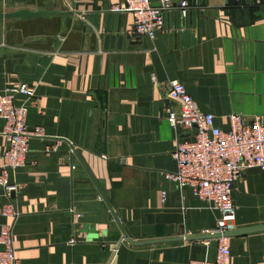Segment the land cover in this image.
Returning <instances> with one entry per match:
<instances>
[{
  "label": "crops",
  "instance_id": "1",
  "mask_svg": "<svg viewBox=\"0 0 264 264\" xmlns=\"http://www.w3.org/2000/svg\"><path fill=\"white\" fill-rule=\"evenodd\" d=\"M122 1L0 0L1 11H59L0 22V89L36 86L27 125L44 132L31 138L27 164L10 172L18 184L11 197L22 264H188L216 257L215 238H185L209 234L221 214L168 177L177 171V141L192 134L170 125L166 109L180 106L167 86L182 82L225 130L231 113L264 123V4L188 0L195 7L186 16L178 8L166 12L151 40L129 33L132 14L112 11ZM3 126L0 120V166L8 145ZM56 143L57 150L39 157ZM8 200L0 185V224L11 221L2 214ZM233 200L235 229L264 225L261 168L243 172ZM123 231L134 242L165 241L133 244ZM230 246L228 264H264V231L231 236Z\"/></svg>",
  "mask_w": 264,
  "mask_h": 264
},
{
  "label": "built area",
  "instance_id": "2",
  "mask_svg": "<svg viewBox=\"0 0 264 264\" xmlns=\"http://www.w3.org/2000/svg\"><path fill=\"white\" fill-rule=\"evenodd\" d=\"M250 1L264 4V0ZM193 7L188 0H182L179 6L175 5V0H123L111 9L133 15L134 24L129 33L154 40L157 32L165 26L166 12L178 8L186 16ZM36 89V86L26 83L0 89V120L4 122L2 133L8 140L0 166V185L9 198L2 207V214L11 218L10 222L0 224V264H22L14 245L15 222L19 212L11 197L18 184L10 180V172L27 164L31 138L44 136L43 128H29L27 125L29 104L35 103ZM167 96L180 106L179 112L171 107L166 109L170 125L182 133L192 134L191 138L177 141L172 152L177 171L168 177L181 188H190L209 208L221 214L216 228L209 232L217 236L215 259L191 260L188 264H228L231 236L226 233L236 228L235 183L249 168L259 167L264 171V123L260 117L250 121L243 114L231 113L228 116L230 128H221L216 123V116L201 110L179 80L168 83ZM57 149V143L46 145L38 155H48ZM204 241L209 243L210 239ZM71 242L74 243V240Z\"/></svg>",
  "mask_w": 264,
  "mask_h": 264
},
{
  "label": "water",
  "instance_id": "3",
  "mask_svg": "<svg viewBox=\"0 0 264 264\" xmlns=\"http://www.w3.org/2000/svg\"><path fill=\"white\" fill-rule=\"evenodd\" d=\"M58 10H48V9H40V10H30L28 8H21L18 10L14 11H1L0 10V22L5 19H13V18H21L24 20H28L30 18L34 17H39V16H51L52 14L58 13ZM72 149L73 152L78 153L75 146L72 144ZM14 194V193H13ZM115 218L117 221H119V218L117 214L114 212ZM257 231H264V225H259V226H253V227H247V228H242V229H234L226 233L228 236H234L238 234H245V233H252V232H257ZM217 237L216 235L212 234H205V235H193V236H186V239H210V238H215ZM123 239H126L128 242L133 243V244H147V243H158V242H163L165 240L159 239V240H148V241H142V242H134L127 232L123 231ZM118 246V245H117Z\"/></svg>",
  "mask_w": 264,
  "mask_h": 264
}]
</instances>
